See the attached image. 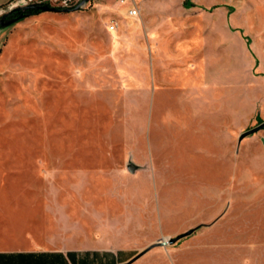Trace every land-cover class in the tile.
<instances>
[{"label": "rangeland", "instance_id": "1", "mask_svg": "<svg viewBox=\"0 0 264 264\" xmlns=\"http://www.w3.org/2000/svg\"><path fill=\"white\" fill-rule=\"evenodd\" d=\"M32 1L68 9L0 28V204L24 218L26 245L121 264L194 228L132 264H264V127L239 141L264 120V0H183L176 59L154 77L146 34L120 20L132 0L12 2ZM187 69L227 90L234 162L182 89Z\"/></svg>", "mask_w": 264, "mask_h": 264}, {"label": "crops", "instance_id": "2", "mask_svg": "<svg viewBox=\"0 0 264 264\" xmlns=\"http://www.w3.org/2000/svg\"><path fill=\"white\" fill-rule=\"evenodd\" d=\"M12 1L14 0H0V7ZM135 1L138 3V15L131 16L126 11L125 17L120 16V20L123 19L126 23L128 17L135 18L134 26L126 24L125 31L129 37H140L142 32L146 34L148 51L153 56L151 69L154 77L153 69H166L162 62L166 54L176 59L175 54L179 51L176 46L179 45L178 40L185 20L181 11L184 8L183 0H132L130 5ZM97 5L101 10L106 9L103 3ZM168 5L175 8L172 10ZM192 72V69L183 72L181 87L188 94H198L200 100L202 97L205 107L201 110L202 116L205 121L212 122L217 129L215 143L220 151V158L234 162V106L231 104L229 108L227 90L222 86L223 94H218L216 97L215 92L219 87L212 79V75L199 74V82L194 83ZM224 90H226L225 93ZM209 101L213 104L211 108L208 107ZM230 115L232 116L231 131L229 129ZM11 213L10 207L0 204V264H117L119 262L117 254L106 248L102 252L99 248L27 246L24 218L18 215V210L14 212V215Z\"/></svg>", "mask_w": 264, "mask_h": 264}, {"label": "water", "instance_id": "3", "mask_svg": "<svg viewBox=\"0 0 264 264\" xmlns=\"http://www.w3.org/2000/svg\"><path fill=\"white\" fill-rule=\"evenodd\" d=\"M18 1H25V0H18ZM86 0H81L77 5L76 7H79L82 3H84ZM22 2V3H23ZM16 3L12 2L11 4L8 5V10H6L5 12H3L1 15H0V28L2 27H5V26H8L10 24H12L13 22L17 21L21 16H17V17H12V18H7L6 17V13L12 9L13 7L15 6H20L22 8H26V7H32V6H35L37 8H39L40 10H60V9H65L67 10L68 8L66 7H57V6H53V5H50L48 3H37V2H28V3H23V4H16ZM264 127V120L261 121L260 123L256 124L255 126L253 127H250L246 130H244L240 135H239V141L241 140L242 137H244L245 135L247 134H250V133H253L257 130H259L260 128ZM264 140V138H263ZM127 168L128 170L130 171H134L136 168H137V165L133 162H130L128 165H127ZM194 230V228H190L188 229L187 231L183 232V233H180L176 236H173V237H168L166 240L165 239H159L157 240L156 242L148 245L147 247L143 248L142 250L138 251L135 255L131 256L129 259L125 260L124 262H122L121 264H130L131 262H133L134 260H136L139 256H141L144 252H146L149 248H151L152 246L154 245H162V244H165L167 242H173L175 241L176 239H178L179 237L183 236V235H186V234H189L191 233L192 231Z\"/></svg>", "mask_w": 264, "mask_h": 264}, {"label": "trees", "instance_id": "4", "mask_svg": "<svg viewBox=\"0 0 264 264\" xmlns=\"http://www.w3.org/2000/svg\"><path fill=\"white\" fill-rule=\"evenodd\" d=\"M39 3V2H37ZM40 3H45L44 1L40 2ZM62 8V7H61ZM40 10L39 8L32 6V7H26V8H22L20 6H15L12 9H10L5 15L7 18H12V17H17V16H21L18 20L29 16V15H33V14H37L39 13Z\"/></svg>", "mask_w": 264, "mask_h": 264}, {"label": "built area", "instance_id": "5", "mask_svg": "<svg viewBox=\"0 0 264 264\" xmlns=\"http://www.w3.org/2000/svg\"><path fill=\"white\" fill-rule=\"evenodd\" d=\"M119 3H125L126 0H118ZM127 12L129 15L131 16H136L139 13V8L133 3L128 9ZM118 25V23L114 20L110 21V23L108 24V28L109 29H115L116 26Z\"/></svg>", "mask_w": 264, "mask_h": 264}]
</instances>
